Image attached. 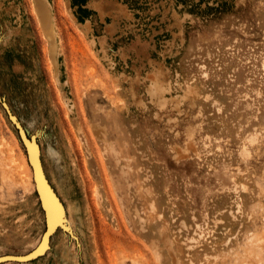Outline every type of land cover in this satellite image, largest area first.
I'll use <instances>...</instances> for the list:
<instances>
[{
    "label": "rangeland",
    "instance_id": "obj_1",
    "mask_svg": "<svg viewBox=\"0 0 264 264\" xmlns=\"http://www.w3.org/2000/svg\"><path fill=\"white\" fill-rule=\"evenodd\" d=\"M0 100L67 225L0 264H264V0H0ZM13 124L0 255L46 228Z\"/></svg>",
    "mask_w": 264,
    "mask_h": 264
},
{
    "label": "water",
    "instance_id": "obj_2",
    "mask_svg": "<svg viewBox=\"0 0 264 264\" xmlns=\"http://www.w3.org/2000/svg\"><path fill=\"white\" fill-rule=\"evenodd\" d=\"M3 103V106H5V108L7 107L6 103L3 102L2 100H0ZM7 112L10 115V118H12L13 116H11V113L9 111L8 108ZM19 134V137L22 141V143L24 144V146L26 147V151L29 157V161L30 164L32 165L33 169H34V173L37 179V184H38V189H39V195L41 197V202L46 214V232L45 235H47L48 233H51L52 229L57 230L58 228H63V229H67V225L65 223V216H64V208L63 205L61 204L60 200L58 199V197L56 196V194L54 193L51 185L49 184L48 180L46 179V177H44V173L41 167V163H40V149L38 148V143L36 142L34 137H29L26 130L22 127V125L19 124V122L17 120L14 119V124H13ZM34 143V145L36 146L37 152L33 150L32 146H31V142ZM48 196L51 198H53V201L56 204V201L58 202V205L56 204L57 207V211L56 214L54 215V217H51V206L50 204H48L49 198ZM56 201H55V199ZM44 235V236H45ZM52 235V234H50ZM36 252L33 251L30 254L27 255H6V256H1L0 257V263L2 262H6V261H13V262H28L32 259H35L38 255H35L34 253ZM35 255V256H34Z\"/></svg>",
    "mask_w": 264,
    "mask_h": 264
},
{
    "label": "bare ground",
    "instance_id": "obj_3",
    "mask_svg": "<svg viewBox=\"0 0 264 264\" xmlns=\"http://www.w3.org/2000/svg\"><path fill=\"white\" fill-rule=\"evenodd\" d=\"M43 13H44V15L46 16V12L43 10ZM49 28V27H48ZM48 32H51L50 30L48 31ZM51 39V41L53 42V40H54V38L53 37H51L50 38ZM52 47H53V49H55V46H54V44H52ZM51 47V48H52ZM6 108H8L9 109V107L7 106ZM9 111H10V109H9ZM11 113V112H10ZM11 116H13L12 115V113H11ZM14 119L16 120V118L13 116L12 117V121L14 122ZM31 146H32V148H33V150L34 151H36L37 152V149H36V146L31 142ZM1 147V146H0ZM1 149V148H0ZM14 150V149H13ZM5 152V151H4ZM12 152V151H11ZM8 153V152H7ZM3 154V153H2ZM40 157V156H39ZM13 159V158H12ZM28 160H29V157H28ZM7 161H8V159H7ZM11 161H13V160H11ZM15 161V160H14ZM30 162V161H29ZM1 163V162H0ZM13 163H15V162H13ZM12 163V164H13ZM40 163H41V160H40ZM3 164V163H2ZM16 164V163H15ZM0 166H3V165H0ZM8 166V165H7ZM23 166V165H22ZM4 167V166H3ZM10 167H11V165H10ZM41 167H42V170H43V166H42V163H41ZM16 169V168H15ZM22 169V168H21ZM32 171H33V176H34V179H35V187L37 188V190H38V194H39V187H38V184H37V179H36V176H35V173H34V169H33V167H32ZM43 173H44V170H43ZM22 174V173H21ZM5 176V175H4ZM44 177H45V174H44ZM10 179V178H9ZM18 179V178H17ZM11 180V179H10ZM22 180H24L23 178H22ZM39 197H40V195H39ZM48 198H49V203L48 204H50V206H51V217L53 218L54 217V215L56 214V211H57V206H56V204H57V201H56V199H55V201H56V204H55V202L53 201V198L51 197H49L48 196ZM40 201H41V197H40ZM41 205H42V202H41ZM42 207H43V205H42ZM44 218H45V226H46V214H45V211H44ZM45 232H46V228H45V230H44V232L42 233V236H41V238H40V240L38 241V243L36 244V245H34V247L30 250V251H28V252H26V253H22V254H8V255H27V254H30L31 252H33V251H35L36 250V252L34 253L35 255H40V254H43L44 252H45V250L47 249V247L49 246V243H50V241H51V235L50 234H52V233H54V232H56V230L55 229H52V231H51V233H48L47 235H45ZM45 235V236H44ZM34 255V256H35ZM1 256H6V255H0V257Z\"/></svg>",
    "mask_w": 264,
    "mask_h": 264
}]
</instances>
